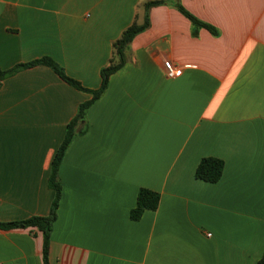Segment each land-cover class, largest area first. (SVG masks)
<instances>
[{
    "label": "crops",
    "instance_id": "0c3cea01",
    "mask_svg": "<svg viewBox=\"0 0 264 264\" xmlns=\"http://www.w3.org/2000/svg\"><path fill=\"white\" fill-rule=\"evenodd\" d=\"M0 0V68L45 56L95 90L114 42L149 26L59 168L49 264H258L264 252V0ZM182 6L214 34L195 25ZM182 70L171 79L164 62ZM92 93L51 67L0 86V222L50 213L52 161ZM225 162L198 179L203 157ZM160 194L133 220L138 192ZM42 231L0 229V264H44Z\"/></svg>",
    "mask_w": 264,
    "mask_h": 264
},
{
    "label": "trees",
    "instance_id": "16d2710c",
    "mask_svg": "<svg viewBox=\"0 0 264 264\" xmlns=\"http://www.w3.org/2000/svg\"><path fill=\"white\" fill-rule=\"evenodd\" d=\"M163 3V1L157 0L152 1L146 4V9H149L151 6L158 5ZM181 11L191 19V21L200 27H206L214 34L217 33L215 27L205 22L200 21L197 17L189 13L182 6H179ZM149 26L148 17L145 18L142 24L137 22L132 23L129 27H127L120 38L114 42V50L112 58L110 59L108 65H106L101 70L102 82L98 89L92 90L84 87L79 81L68 76L63 68L51 57L45 56L43 58L16 65L11 69H1L0 68V86L2 80L10 75H13L18 70L23 68H28L31 66H35L38 64H44L52 69H54L65 81H67L70 85L75 88L83 91H87L92 93V99L82 103L79 107L78 113L76 116L70 121L67 126L65 137L57 149L55 156L52 161L51 173L49 177V185L55 191V197L52 202L50 213L46 216H32L23 220L18 221H7L0 222V229H13V228H28V227H36L40 231H42L44 236L43 242V260L44 264H49V251H50V240H51V231L53 228V224L57 218V210L60 204L61 196H62V185L59 178V168L60 164L63 160L64 154L73 140L74 136L78 132H82L84 127L86 126V111L93 104V102L98 99L106 90L109 84L110 77L112 74L120 70L125 62H126V54L127 49L130 46L133 38L145 30ZM225 162L217 157H203L196 168L195 175L198 179L215 183L218 182L222 174L224 172ZM160 202V194L156 191H153L148 188H141L138 192L136 206L130 211V216L133 220H138L141 218L143 213L146 210H156L159 206ZM258 264H264V252Z\"/></svg>",
    "mask_w": 264,
    "mask_h": 264
},
{
    "label": "built area",
    "instance_id": "2783aa9c",
    "mask_svg": "<svg viewBox=\"0 0 264 264\" xmlns=\"http://www.w3.org/2000/svg\"><path fill=\"white\" fill-rule=\"evenodd\" d=\"M164 67H165V73L168 78H171V79L177 78L182 73V70L176 65H174L172 61L170 60H166L164 62Z\"/></svg>",
    "mask_w": 264,
    "mask_h": 264
}]
</instances>
